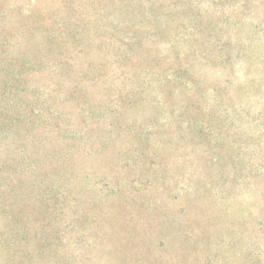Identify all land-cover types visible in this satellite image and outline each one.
I'll list each match as a JSON object with an SVG mask.
<instances>
[{
  "label": "rangeland",
  "instance_id": "374dc122",
  "mask_svg": "<svg viewBox=\"0 0 264 264\" xmlns=\"http://www.w3.org/2000/svg\"><path fill=\"white\" fill-rule=\"evenodd\" d=\"M85 1L118 7L85 11ZM89 13L139 66L114 62L124 51H105ZM40 19L74 41L51 39ZM10 37L18 58L2 60L0 75L8 64L24 73L17 85L0 76V87L25 106L0 142V163L17 174L0 183L32 195L0 209V264H264V0H0V42ZM77 101L101 112L85 117ZM249 135L248 152L228 145Z\"/></svg>",
  "mask_w": 264,
  "mask_h": 264
},
{
  "label": "trees",
  "instance_id": "16d2710c",
  "mask_svg": "<svg viewBox=\"0 0 264 264\" xmlns=\"http://www.w3.org/2000/svg\"><path fill=\"white\" fill-rule=\"evenodd\" d=\"M92 1H95V0H92ZM120 1V0H119ZM118 3H114L112 5V7H106L104 4L102 5H99L97 3H93L91 1H85V2H81L80 3V8L83 9V10H87L88 11V8H91V9H94V12H98V11H105L107 10V8H110L112 10H116L117 9V5ZM241 6H243L241 4V2L238 3V6L236 8H241ZM79 8V9H80ZM237 10V9H235ZM86 17V16H85ZM87 19V23L88 25H97L98 27H100L103 31V34H101V39H99L98 37H95L94 35H91L89 37V40L91 41H94L96 42L98 39V43H100V45H103L104 46V49L105 51H108L111 47H115L116 49H120L122 51H124V59H122V57H120L119 55H115L114 57V62L117 64V65H124V61L125 59H132L134 61V65H137L139 66L141 64V61L138 60L136 61V59H134L136 55V53L134 51H132L131 47L128 46V41L125 42V41H121V43H116L114 41H112V36L114 35L115 33V30L113 29V27L110 26V24H108L106 21L104 20H101L99 19L96 14H90L88 15V17L86 18ZM40 25L46 27V29L49 31V37L51 39H54L56 42L57 40L59 39V41H62V39H65V41H67L68 43H72L74 41V39L70 38V37H64L62 31L58 28L56 29L53 24L49 23L48 21H42L41 19L39 20L38 22ZM152 34H149V36H151ZM17 38V37H16ZM13 37H10V38H7L5 39L3 42H0V68L4 65H7V60L9 59V50L14 48V46L16 44L19 43V39L18 40H15L13 41L12 40ZM60 43V42H59ZM171 44V43H169ZM62 46V42L60 44ZM124 46V47H123ZM17 50V48H14ZM19 51V50H18ZM151 51V49H147V52L149 53ZM12 57H16L18 58V53L16 51V55H12ZM10 57V58H12ZM201 58L204 59L203 56H200ZM153 58V56H152ZM162 58L163 59H166V60H170L171 59V53L168 52V53H165L164 55H162ZM5 59V60H4ZM154 59V58H153ZM152 59V60H153ZM156 59V58H155ZM2 60L5 61L4 64L2 65ZM26 63H24L25 65L26 64H29V61H25ZM64 65L63 62H56L54 63V70L57 71V72H62V70H60V68L62 69V66ZM8 67H9V71H3V73L0 75V76H5L4 78V81L6 83H8V85H17V84H21L17 79L18 78H21V75L24 73V71H21V69H18L15 67V65H10L8 64ZM146 68V67H145ZM0 72H1V69H0ZM149 71H147L145 69V75L148 74ZM86 73H88V75L95 81L96 78V71H94L93 69H88L86 71ZM192 80V79H191ZM97 81V80H96ZM174 84L175 85H178V80L175 79L174 81ZM193 82V81H192ZM94 83V82H93ZM125 82H123L124 84ZM1 84V83H0ZM125 87H118L117 88V91L116 92H119V94L121 95L122 94V91L124 93V91L126 92L127 95L130 94V91L126 90V88L124 89ZM24 90L23 88H16L15 89V92L14 93H17L18 91H22ZM89 90H84L83 94L81 93V95H85L88 93ZM183 92L185 93V97H189L191 98L193 96V85L191 83V81H188V83L184 86L183 88ZM93 91H89L88 94L92 95L93 96ZM15 96L16 94H13L10 90H7L5 88H1L0 87V142H1V139L3 138L4 135H10L12 132H15L16 133V125L17 123L20 121L19 120V116L24 112V103H18V101H16L15 99ZM44 96V99H48L49 96L46 95H43ZM34 97V95H33ZM66 95H63V98L64 101L66 99ZM164 98V100H167L166 98V95L163 94L162 96ZM110 100V103H113L115 104L116 101H117V98L116 97H113L111 96L109 98ZM78 103V110L82 111L83 114L85 117L88 116H92L90 114H92V112L97 109V111L101 112V107L102 105L100 104H96L94 107H91V105H88L86 104V102L84 101H77ZM22 105V106H21ZM18 106H21L20 108H17ZM77 106V105H76ZM192 107V105H191ZM17 108V109H16ZM194 109H198V106L195 105ZM179 110H181L180 106L175 103V105L173 106L172 108V111H173V114L178 112ZM188 111H190V106L189 108H187ZM207 111V112H205ZM205 113H211L212 114V109L209 108V109H205ZM181 114H183V112H181ZM179 116L181 117L182 115H178V114H175L174 116ZM227 116H229V113H227ZM34 117H38V115H34ZM33 120H27L26 122V129H29L31 128V122ZM46 123V122H45ZM112 122H107L106 123V126L108 127H111L112 126ZM48 126V125H47ZM89 128L90 130L89 131H85V129H80L79 130V134H77L75 131H74V134L77 135L76 138L72 139V143L73 145L75 144H78V139L80 140L81 137H84V133H91L93 134L94 132H96V130L93 128V131H92V128L89 126L87 127ZM85 138V137H84ZM87 138V137H86ZM105 138V136L103 137ZM31 139H34V137H32ZM247 139V141H246ZM90 139H86V142L89 144L91 143V141H89ZM252 140H255V136L254 135H249L247 136V138H245L243 141H240L238 143V141H233V140H229L228 141V145L230 147H242V149L244 151H247L249 150L250 148V142ZM50 157L52 158L53 161H49L48 164L50 166V168L52 167V169H55L56 168H61L60 164L61 163H57V161L54 159V155H50ZM68 155L65 154L63 155V159H68ZM8 161H2L0 163V177L3 178V179H6L10 176H13L17 173L16 172V169L12 167V169H7L6 168V163ZM26 165V168H28L31 172H30V176H28V178L32 181L33 184H36L39 180H40V177H41V173L38 171V169H36L37 167V161L36 160H30L29 162H26L25 163ZM12 166H14V164L12 163ZM51 185V183H50ZM14 184L12 182V180L9 182V184H4L3 183H0V209L3 211V215H6L7 213L9 214H12V206L16 209V201L18 200L16 197L17 196H28V195H32L31 191H29V189H26L24 192L23 191H13L12 189L14 188L13 187ZM52 188V187H51ZM52 190V189H51ZM38 194V193H37ZM45 194L47 195V197L50 199L52 198V193L48 190L45 192ZM36 196V195H35ZM52 204H54V201L51 203V204H48L49 207H52ZM18 212L19 209L16 210ZM8 240V238H7ZM10 242V241H9ZM73 244L75 245H78L79 241L78 239L77 240H74L73 239ZM9 245V243H8Z\"/></svg>",
  "mask_w": 264,
  "mask_h": 264
}]
</instances>
